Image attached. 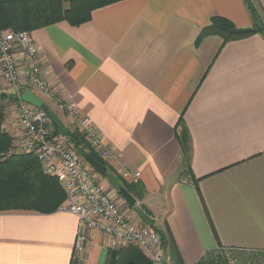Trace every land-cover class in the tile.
I'll use <instances>...</instances> for the list:
<instances>
[{
	"label": "crops",
	"instance_id": "obj_1",
	"mask_svg": "<svg viewBox=\"0 0 264 264\" xmlns=\"http://www.w3.org/2000/svg\"><path fill=\"white\" fill-rule=\"evenodd\" d=\"M250 1L264 21V0ZM216 16L237 29L254 24L243 0H123L77 27L30 32L40 76L98 129L112 154L107 172L142 190L135 206L153 230H168L183 264L217 251L264 255V36L196 44ZM47 102L73 132L75 120ZM4 113L1 128L13 136V110ZM123 166L139 177L121 178ZM77 226L58 210L0 212V264H109L120 248L100 232H87L82 260L74 254Z\"/></svg>",
	"mask_w": 264,
	"mask_h": 264
},
{
	"label": "built area",
	"instance_id": "obj_2",
	"mask_svg": "<svg viewBox=\"0 0 264 264\" xmlns=\"http://www.w3.org/2000/svg\"><path fill=\"white\" fill-rule=\"evenodd\" d=\"M30 37L29 32L0 30V106L4 110L5 106L14 107L17 130L11 137L19 147L15 153L32 154L43 173L57 179L65 195L58 211L77 218L74 254L82 260L86 253L87 232L96 231L112 238L119 248L129 245L139 248L153 264H169L154 230L130 221L119 210L116 191L110 189L107 182L101 183V176L90 168L79 151L71 150L65 138L51 133L52 121L46 111L23 101L22 94L30 91L41 101L53 103L75 120L73 132L84 138L89 150L103 162L112 158L98 129L88 118L78 119L75 104L65 100L40 76L39 48ZM139 175L125 166L119 170V176L131 182Z\"/></svg>",
	"mask_w": 264,
	"mask_h": 264
},
{
	"label": "trees",
	"instance_id": "obj_3",
	"mask_svg": "<svg viewBox=\"0 0 264 264\" xmlns=\"http://www.w3.org/2000/svg\"><path fill=\"white\" fill-rule=\"evenodd\" d=\"M120 1L123 0H0V30L30 33L64 21L77 27L87 23L92 12L96 9ZM243 3L252 16L253 27L237 29L230 20L220 16L212 17L210 23L200 30L195 41L196 44L207 36H219L223 44L243 40L256 33H261L264 36V28L258 26V29L256 28L259 17L255 10H252L251 3L249 0H243ZM42 108L46 113L49 112L45 106ZM4 114V108L0 106V212L24 211L47 214L58 210L65 200V195L60 189L57 179L43 173L35 156L14 153L5 160H1L3 155L9 152L13 142L12 137L1 128L5 119ZM51 126L53 127V123ZM52 134L56 135L55 129ZM65 138H67L68 145L74 150L81 154H89L106 167L105 162L88 149L87 143L78 132H70ZM176 138L181 146L183 163L187 168L190 161L188 135L183 130L176 134ZM114 175L118 178V182L111 187L116 191L118 186H123L133 198L141 193L142 190L138 192L136 188L121 180L118 175ZM103 178L106 179V176ZM141 209L143 211V208ZM154 232L159 236L160 248L167 255L170 263L183 264L168 230L163 233L155 230ZM122 249L109 253V264H115V258ZM213 263L214 260L207 255L201 258L197 264Z\"/></svg>",
	"mask_w": 264,
	"mask_h": 264
},
{
	"label": "water",
	"instance_id": "obj_4",
	"mask_svg": "<svg viewBox=\"0 0 264 264\" xmlns=\"http://www.w3.org/2000/svg\"><path fill=\"white\" fill-rule=\"evenodd\" d=\"M22 99L24 102L30 103L31 105L42 108L44 106V102L37 96H35L30 91H25L22 94ZM53 123V126L56 129V134L61 138H65L68 135V130L62 121L58 119L54 114L51 112L47 113ZM85 162L88 163L90 168L100 176H106L107 182L111 185H114L118 182V178L112 174L107 173V168L101 164L100 162L94 160L89 154L84 153L82 154ZM117 192L124 203L129 208H135V212L140 219V221L145 224L146 226L152 228L154 226V221L148 216L140 207H136V199H134L130 193L126 190L123 186H118ZM115 264H153L150 262L148 258L143 254L139 248H136L133 245L125 246L121 253L115 258Z\"/></svg>",
	"mask_w": 264,
	"mask_h": 264
},
{
	"label": "rangeland",
	"instance_id": "obj_5",
	"mask_svg": "<svg viewBox=\"0 0 264 264\" xmlns=\"http://www.w3.org/2000/svg\"><path fill=\"white\" fill-rule=\"evenodd\" d=\"M249 2L252 5V10H255V5L254 3H252L250 0ZM264 28V21L261 20V17L258 18V23L256 25V28L258 29V27ZM44 106H49L47 101H44ZM11 110H14V107H12L10 105ZM72 150V147H70ZM19 147L16 146V142H12V146L9 150V152H7L5 155H3V159L1 160H5V158H7L9 155L14 154L16 151L18 152ZM101 183H103L105 185V183L107 182V180L105 178H103L101 176ZM108 183V182H107ZM108 187H110V189H113L111 187V184L108 183ZM116 191V189H114ZM115 200L117 201V204L119 206V210L121 212H124L128 218L130 219V215H129V207L126 206V204L124 203V200H122L118 194V192L116 191L115 193ZM130 221H132V219H130ZM210 256V258L212 260H214L213 264H264V255L262 254H258V253H246V252H237V251H232V250H226V251H217L214 252L213 254L208 255ZM206 257V256H205ZM169 264H171L169 262Z\"/></svg>",
	"mask_w": 264,
	"mask_h": 264
},
{
	"label": "flooded vegetation",
	"instance_id": "obj_6",
	"mask_svg": "<svg viewBox=\"0 0 264 264\" xmlns=\"http://www.w3.org/2000/svg\"><path fill=\"white\" fill-rule=\"evenodd\" d=\"M107 180V179H106ZM114 189V188H113Z\"/></svg>",
	"mask_w": 264,
	"mask_h": 264
}]
</instances>
